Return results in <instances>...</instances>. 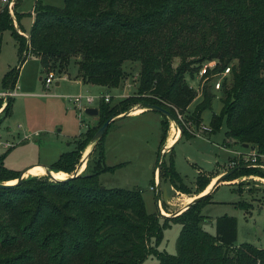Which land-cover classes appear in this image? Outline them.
I'll return each mask as SVG.
<instances>
[{"label": "trees", "instance_id": "trees-1", "mask_svg": "<svg viewBox=\"0 0 264 264\" xmlns=\"http://www.w3.org/2000/svg\"><path fill=\"white\" fill-rule=\"evenodd\" d=\"M33 11L28 39H24L0 6V31L11 30L18 54L25 52L23 62L30 53L39 58L44 71L57 66L61 72L73 60L76 77L107 89L118 87L124 79L125 62L140 66L135 97L111 108L101 100L99 123L87 127L82 144L48 165L51 170L73 173L82 156L80 149L105 120L129 106L156 104L178 119L197 95L185 81L186 74L198 70L200 65L193 64L203 60L216 61L219 71L230 67L221 84V110L212 117L211 132L225 118V145L233 139L241 146L248 144L258 161L264 155V0H64L61 8L37 2ZM16 18L19 22L21 14L16 13ZM175 58L179 62L174 66ZM18 73L16 69L5 73V88L15 87ZM202 98L191 117L196 125L210 107L212 97L206 87ZM10 108L8 97L2 112L8 114ZM164 123L161 140L166 137ZM104 135L90 154L97 153V158L81 176L27 178L0 187V264H141L149 255L158 264H264V247L232 243V218H221L217 235L202 227L200 208L209 194L180 214L162 217L147 212L140 188H101L99 174L114 168L103 163ZM184 135L191 136L182 126L181 138ZM243 165L235 164L225 180L243 174L264 176L260 168ZM19 176L20 172L3 165L0 156V183ZM160 177L169 178L179 192H189L172 158L166 162L163 157ZM208 181L200 174L197 190L202 191ZM161 218L181 226L175 254L156 249L162 238Z\"/></svg>", "mask_w": 264, "mask_h": 264}, {"label": "rangeland", "instance_id": "rangeland-1", "mask_svg": "<svg viewBox=\"0 0 264 264\" xmlns=\"http://www.w3.org/2000/svg\"><path fill=\"white\" fill-rule=\"evenodd\" d=\"M9 1L12 3V12L9 11V4H2L1 0L0 6H3L9 13L13 30L17 34L23 35L24 39H28L34 16L33 9L37 2L58 8L64 5V0ZM16 13L21 14L19 22ZM24 57L25 52L18 54V41L11 34V30L0 31V99H2V107L5 105V98H8L1 95V92L7 90L3 85V77L11 69H16L19 72L14 87L17 95L11 97L10 113H3V109L0 107V156H2L3 165L15 172L21 173L27 167L35 164L50 165L57 160L61 153L77 147L78 143L82 144L87 127H94L99 123L101 99H97L91 105L98 108V115L90 116L85 113L84 108L79 110L75 107L68 99L69 96L86 93L98 96L108 93L111 98L107 105L111 108L120 107L122 101L129 97H135L137 94L140 68L137 62H125L123 64L124 79L118 87L107 89L98 85L84 87L73 81L72 77H76L77 70L73 60L63 67L61 72L57 66L50 68V71L55 73L56 79L52 84L46 86L42 79L46 76L47 70H43L39 58L28 53L23 62ZM178 62L179 59L175 58L173 65H177ZM207 62L208 60H203L199 64H193V67L196 65L201 67ZM216 71H219L218 66L212 69L210 74H215ZM189 74H186L185 81L197 92V95L188 105L185 113L178 115V121L181 127L189 126V130H186L191 136L184 135L175 144L172 153L166 152L164 155L166 162L172 158L174 169L183 184L188 187L189 192L181 194L182 192L173 189L169 178L161 180L159 205L162 217L175 214L189 197L205 193L203 191L210 184L215 183L218 172L224 170L225 173L232 169L230 162L235 157L234 152H246L249 149L237 144L233 139L226 140L228 147H222L226 138L225 118L222 119L219 129L215 132L202 130L203 126L211 127L213 115L220 114L223 93L220 90L221 87L215 89L213 84L220 77L221 72L211 77L199 76L198 70ZM68 76L71 78L68 79ZM56 82L59 84L56 85ZM204 87L212 99L210 107L201 114L200 124L196 125L195 120L191 117L194 116L203 101ZM135 106L136 104L129 106L122 113L131 111ZM161 120L165 122L164 126L166 127L164 140H161ZM177 132L179 129L173 122L153 110H146V113L140 116H126L113 121L104 135L101 146L104 148L103 163L114 168L99 174L98 181L101 186L105 188H140L147 212L157 213L155 190L157 182L154 175H156L155 167L158 163L159 147L164 143L173 142ZM89 144L90 142H87L80 149L82 157ZM96 158L97 153H93L85 161L83 171L88 164H93ZM235 159L236 163L241 162L236 157ZM63 173L66 175L62 177L72 174ZM200 174L209 179L202 191H198L195 186ZM46 176V172L41 171L38 174L26 175V179H43ZM14 181L16 180L10 182ZM151 186L154 187V190L151 189ZM209 195V201L200 208V212L204 216L201 225L206 231L217 235L219 222L222 217L226 216L234 221V235L231 240L234 245L238 246L247 242L260 248L264 247V176L243 174L231 180H224ZM239 204L248 208L245 209ZM160 223L163 226L162 238L156 249L168 254H175L176 241L181 226L172 220L165 223L162 218ZM141 264H158V260L154 255H149Z\"/></svg>", "mask_w": 264, "mask_h": 264}, {"label": "water", "instance_id": "water-1", "mask_svg": "<svg viewBox=\"0 0 264 264\" xmlns=\"http://www.w3.org/2000/svg\"><path fill=\"white\" fill-rule=\"evenodd\" d=\"M56 85H58V82L55 83ZM7 99V98H6ZM136 109H140V110H153L156 112L161 113L164 117H166L169 121L173 122L179 129L178 132V136L175 139L174 143L172 144V146H170L169 148L163 147L160 152H159V157H158V163L155 167V171H156V202H157V209L159 214L161 213V209H160V205H159V201H160V185H161V177H160V163L165 155L166 152H169V150L175 146V144L179 141V139L181 138L182 135V127L178 121V119L171 113L169 112L167 109L156 105V104H152V103H139L137 104L131 111L122 113V114H118L116 116H111L109 117L107 120L104 121V123L97 129V131L94 133L93 137L91 138L90 143H92L91 148L89 149V151L87 152V154L85 155V157L81 156V159L75 169V171L69 175L68 177H65L64 179H68V178H73V177H77V176H81L83 169H81V165L89 158L90 154L92 153L95 145L97 144V142L102 138V136L104 135L105 131L107 130L108 126L115 120L121 119L123 117L126 116H132L134 115V110ZM85 113L90 115V116H97L98 115V108L97 107H87L85 109ZM242 147L244 148H249L248 144H243ZM35 165H39V164H35ZM35 165H32L30 167H27L26 169H24L21 173L20 176L16 179V181H14L13 183H8V182H4V183H0V187H7L11 184H21L26 180V173L29 169H31L32 167H34ZM42 167H44L46 175L49 176L50 178L54 179V180H64V179H56L53 175L52 172L53 170H51V168L48 165H40ZM247 166V167H252V164H245L243 165ZM234 172V169H231L229 171H226L225 173H223L222 175H220L215 183H213L212 187L209 189V191H207L206 193L196 196L195 198H193L190 202H188L186 205H184L183 207H181V209L179 211H177L175 214L173 215H165L167 217H173L177 214H180L182 211H184L191 203H193L194 201L198 200L199 198L209 194L210 192H212L219 184H221V182H223L227 176H229L230 174H232ZM85 176H89L88 173L84 174ZM101 188H103V186H101Z\"/></svg>", "mask_w": 264, "mask_h": 264}, {"label": "built area", "instance_id": "built-area-1", "mask_svg": "<svg viewBox=\"0 0 264 264\" xmlns=\"http://www.w3.org/2000/svg\"><path fill=\"white\" fill-rule=\"evenodd\" d=\"M2 4H9V11L12 12V3L9 0H1ZM216 66V61H208L205 64H202V66L198 69V75L199 76H205V77H211L212 75H216L217 73L221 72V75L218 79L215 80L214 82V87L215 89H219L221 87V81L227 77L230 73V67L227 66L225 67L223 70L221 71H216L217 73L215 74H210L211 70L214 69ZM56 79L55 77V73L52 71L46 72V76L44 77L43 82L46 86H49L50 84L53 83V81ZM2 96L5 97H12L14 95H17L16 90L13 88L12 90L7 89L6 91L1 92ZM111 98V95H109L108 93L103 94V95H90V94H77V95H72L69 96L68 99L75 105V107H77L79 110H81L82 108L86 109L87 107H93L91 106L97 99H101L104 100L105 102H109ZM5 103H6V98H5ZM5 106V105H4ZM3 106V107H4ZM3 107L1 106V108L3 109ZM186 129L189 130V126L186 125ZM202 130L204 131H211V127H206L203 126ZM196 135H198V133H195ZM222 147L226 148L227 146H225L224 144L222 145ZM235 156H237L242 163L244 164H252L253 167H258L260 169H262L264 171V155H260L259 158L260 160L258 161V155L256 154L255 151H251V152H234ZM241 158V159H240ZM235 164H237L236 162L232 161L230 163V167L232 168ZM151 189L154 190V187L151 186Z\"/></svg>", "mask_w": 264, "mask_h": 264}, {"label": "crops", "instance_id": "crops-1", "mask_svg": "<svg viewBox=\"0 0 264 264\" xmlns=\"http://www.w3.org/2000/svg\"><path fill=\"white\" fill-rule=\"evenodd\" d=\"M25 35H27V34H25ZM71 78V76H68V79H70ZM73 78V81H75V82H77L78 84H80L81 86H84V87H88V86H92L93 84H89V83H84V82H82V80L79 78V77H72ZM41 79V78H40ZM59 84V83H58ZM146 113V110H142V111H140L139 113H136V114H134L133 115V117L134 116H140V115H143V114H145ZM161 122H162V120H161ZM177 134H178V132H177ZM179 142V141H178ZM224 142V141H223ZM171 143H172V141L171 142H167V143H164L163 145H162V147L164 146H166V148H168L170 145H171ZM228 147V146H227ZM69 151V150H68ZM251 151H253L252 149H248L247 151H246V153L247 152H251ZM92 156V155H91ZM90 156V157H91ZM89 157V158H90ZM236 158H237V160H238V157L237 156H235ZM235 157L233 158V161L235 162L236 161V159H235ZM231 163V162H230ZM228 166V165H227ZM222 167V166H221ZM220 167V168H221ZM213 172H215V171H213ZM213 172H211V173H213ZM216 173V172H215ZM222 173H224V170L223 171H221V172H218L216 175V178L217 177H219ZM154 177H155V180L157 179V176L156 175H154ZM215 179V178H214ZM212 186V185H211ZM211 186H210V188H211ZM174 190H176L175 188H173ZM209 189H207V191H208ZM174 192H176V191H174ZM177 192H179V191H177ZM203 192H206V190H204ZM181 194H183V193H181ZM196 196H191V197H189L185 202H183L182 203V206L181 207H183L184 205H186L188 202H190L193 198H195ZM167 202V201H166ZM169 202V201H168ZM180 207V208H181ZM166 214H168V213H166Z\"/></svg>", "mask_w": 264, "mask_h": 264}, {"label": "bare ground", "instance_id": "bare-ground-1", "mask_svg": "<svg viewBox=\"0 0 264 264\" xmlns=\"http://www.w3.org/2000/svg\"><path fill=\"white\" fill-rule=\"evenodd\" d=\"M140 111H142V110H140V109H136V110H134V114H136V113H138V112H140ZM177 136H178V134H177ZM177 136H176V138H177ZM175 138V139H176ZM175 139L173 140V142L171 143V145L174 143V141H175ZM91 145H92V143H90V146L88 147V149L85 151V153H84V156L83 157H85V155L87 154V152L89 151V149L91 148ZM170 145V146H171ZM169 148V147H168ZM84 164H85V162H84V160H83V163H82V165H81V169H83V167H84ZM38 167H42V166H35V167H33V168H31V169H29L28 171H27V173H26V175H29L30 173H32V174H38L39 172H45V169H44V167L43 168H38ZM52 175L56 178V179H64L65 177H62V176H65L66 174L65 173H62V172H60V173H56L55 171H53L52 172ZM8 183H13V182H8ZM210 186H211V184L206 188V192H207V189H210ZM209 191V190H208ZM205 192V193H206ZM204 194V193H203Z\"/></svg>", "mask_w": 264, "mask_h": 264}]
</instances>
